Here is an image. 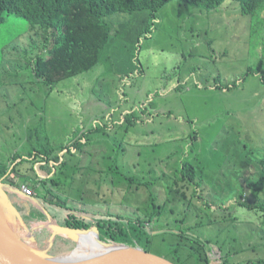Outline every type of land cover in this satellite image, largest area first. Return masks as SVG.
Masks as SVG:
<instances>
[{
  "label": "rangeland",
  "instance_id": "rangeland-1",
  "mask_svg": "<svg viewBox=\"0 0 264 264\" xmlns=\"http://www.w3.org/2000/svg\"><path fill=\"white\" fill-rule=\"evenodd\" d=\"M227 4L234 5L225 2L222 6ZM234 6L222 12L220 8L208 11L173 0L158 12L156 20L150 19L148 11L125 13L117 18L120 32L92 71L65 80L53 89L38 82L32 71L37 53L46 54L39 46L41 38L36 37L38 27H32L26 19L7 18L0 26V63L4 61L0 66V163L10 165L18 154L27 156L33 148L67 145L74 132L84 130L92 118H101L105 110L113 114L100 120L109 123L108 132L94 137V145L89 148L93 157L84 160L86 165L103 171L122 164L130 170L143 171L151 161L157 176H169L184 159L194 164V160H199L208 168V179L215 186L198 191L203 198L195 195V202L204 206L205 199L212 201L214 194L222 195L228 205L235 202L230 197L231 189L239 190L256 173L248 163L247 150L252 160L264 156V85L259 76L246 78L249 69H256L264 61V43L258 32H252L251 37L250 21ZM228 10L233 12L227 13ZM146 29L151 31L144 35ZM32 37L38 45L33 44ZM110 105L116 108V114ZM127 112L137 119L126 115L129 119L122 124L124 116L120 114ZM30 127L35 132L32 141H28ZM108 137L114 151L107 143ZM29 176L33 180L28 183L15 178V186L38 185L40 178L32 172ZM46 177L44 174L41 178ZM97 177L92 178L96 181ZM48 186L62 198L70 191L65 183L55 186L48 181ZM91 188L94 193L98 190L94 184ZM152 190L159 203L166 201L162 185L152 186ZM35 193L38 198L42 195L36 189ZM148 195L144 189L131 190L129 202L122 208L116 204L86 206L79 202L76 210L91 218L88 223H96L100 216L108 219V211L114 216L129 215L134 206H144ZM248 197L264 199V189L249 190L242 199ZM42 203L52 219L63 225L68 211ZM167 204L175 207V213L185 209L176 201ZM212 206L216 203L212 202ZM35 208L33 211L41 218L44 211L38 204ZM237 211L244 212L246 221L261 223L257 214L239 208ZM175 213H167L169 223ZM165 220L163 230L168 231L173 224H166ZM30 222L40 236L39 245L49 248L51 255L61 257L76 248L72 240L61 234H56L54 241L50 222ZM263 226L262 222L260 227L252 228L260 232ZM147 230L153 235L161 232L156 223L148 225ZM143 234L138 227L129 226V236L122 242L102 240L169 259L163 247L170 240L168 234L161 233V243L159 237L157 241L151 238V244ZM252 234L248 241L250 251L233 255L232 263L263 257L264 233ZM211 258L212 264L222 262L219 251ZM183 262L198 264L195 258H183Z\"/></svg>",
  "mask_w": 264,
  "mask_h": 264
},
{
  "label": "trees",
  "instance_id": "trees-1",
  "mask_svg": "<svg viewBox=\"0 0 264 264\" xmlns=\"http://www.w3.org/2000/svg\"><path fill=\"white\" fill-rule=\"evenodd\" d=\"M171 1L173 0H0V26L7 18L13 17L26 19L32 27H38L36 37L41 38L39 46L41 52L46 51V54L42 56L40 52L37 53L32 71L38 82L53 89L65 80L92 71L107 45L120 32L121 24L117 18L125 13L148 11L150 19L156 20L158 12ZM175 1L208 11H217L220 8L221 12L226 7L236 5L241 15L250 21L251 37L252 32H258L264 43V32L261 30L264 29V0ZM225 2L234 5L222 6ZM231 12L233 11H227V13ZM236 12L239 13L237 8ZM111 20H117V22H111ZM150 31L146 29L144 35ZM31 41L38 45L34 37ZM3 63L4 61L0 63L1 68ZM251 75L259 76L264 85V61H261L256 69H249L246 78ZM110 107L116 114V108L112 105ZM110 115L113 114L103 110L101 118H92L91 124L86 125L84 130L74 132L67 145L33 148L26 153L27 156L18 154L11 160L10 165L7 162L0 163V180L6 183L10 179L9 183L14 184L15 178H20L22 181L25 180L24 183H28V180H33L29 176L30 172L37 177L35 166L40 163V168L46 170L50 178L38 180V185H30V187L42 194L41 200L43 197L50 204L69 211L63 226L77 230L95 229L100 233L101 239L115 243L128 238L129 226L138 227L144 233L142 236L147 237L143 238L150 241L149 244H151V238L157 241L158 237L161 243L163 240L161 233L164 231V236L168 234L170 240L163 247L168 253L165 255L171 260L164 259L173 264H188L183 262V258H195L198 264H212L211 254L216 251H219L221 255V264H235L232 263L233 255L238 256L250 251L251 246L248 241L252 240V232L264 233V226L260 232L252 228L260 227V224L264 223V215H258L264 214V199L258 197L242 199V197L247 196L249 190L260 192L264 189V156L252 160L247 150L248 163L254 166L256 173L254 178L244 182L239 190L231 189L230 197H233L235 202L228 205L222 195L214 194L212 201L205 199V205L199 206L195 202V195L200 198H203V195L198 194V191L208 186H215V182L208 179V168L202 166L199 160H194L196 163L194 164L184 159L181 166L169 176L166 173L157 176L151 167V161L143 171L130 170L122 164L108 166L106 170L98 171L96 167L85 164V159L91 160L93 157L89 148L94 145V137L104 136L108 132L107 124L109 123H101L100 120L109 118ZM120 115L124 116L122 124L129 119L127 116L137 119L135 115L128 112ZM32 128L28 129V141L35 140V132ZM107 143L114 151V144L110 137ZM58 150L64 154L61 155ZM96 175L98 177L95 181L92 177ZM48 181L55 186L67 184L70 187L69 194L62 198L48 186ZM92 184L98 189L95 193L91 188ZM158 185L163 186L167 195L163 203H159L157 193L152 190V186ZM140 189L149 192L148 199L143 207L134 206L132 210H129V215L114 216L113 212L108 211V219L100 216L99 222L88 223L91 218L76 210V203L79 202L86 206L116 204L122 208L128 204L131 190ZM169 201H176L177 204L185 206V209L175 213V207L168 206ZM212 202L216 203V206H212ZM15 203L19 207L18 202ZM238 208L246 210L247 213L257 214L261 223L246 221L244 212L239 213ZM74 211L82 215H77ZM168 212L175 213L171 223L168 221ZM34 213L32 210L30 218L35 219ZM195 216L197 220H194ZM164 218L166 224H173L167 229L168 231L163 230L166 226L162 224ZM26 219L29 220L28 216ZM155 223L161 232L153 235L147 230V226ZM148 248L150 250V246ZM252 249H256V246ZM243 263L264 264V255L260 259L250 258L245 262H238V264Z\"/></svg>",
  "mask_w": 264,
  "mask_h": 264
},
{
  "label": "water",
  "instance_id": "water-1",
  "mask_svg": "<svg viewBox=\"0 0 264 264\" xmlns=\"http://www.w3.org/2000/svg\"><path fill=\"white\" fill-rule=\"evenodd\" d=\"M13 195L26 196V193L15 184L0 180V264H173L141 249L132 250L121 244L104 242L95 229L77 230L59 225L47 212L40 198L26 196L29 200L26 202L17 201ZM15 202L24 204L29 209V214L32 205L35 207V204H38L47 219L49 218L48 222L54 232V241L58 236L56 234H61L72 240L76 248L61 257L51 255L49 248H42L39 245L40 239L34 228ZM55 206L61 208L58 205ZM74 212L82 215L80 212ZM25 235H28V238ZM54 246L55 244L52 249ZM80 246L88 248L89 251H83ZM108 246L113 249L108 251L106 248Z\"/></svg>",
  "mask_w": 264,
  "mask_h": 264
},
{
  "label": "flooded vegetation",
  "instance_id": "flooded-vegetation-1",
  "mask_svg": "<svg viewBox=\"0 0 264 264\" xmlns=\"http://www.w3.org/2000/svg\"><path fill=\"white\" fill-rule=\"evenodd\" d=\"M16 199H17V201H26V202H29V200H28V198H26V196H24V195H20V196H17V195H13ZM36 196H37V193H36ZM42 198V201L44 202V203H50L49 201H47L45 198H43V197H41ZM30 204H32V203H30ZM18 205H19V207H20V209H21V211L25 214V218H26V216H28V221L30 222V220H35L34 218H30V214H29V209L24 205V204H21L20 202H18ZM32 207H33V205H32ZM34 208H32V210H33ZM32 210H31V212H32ZM42 218H44V216H42ZM45 221L46 222H48V220H47V216L45 215ZM40 236L38 235V238H39Z\"/></svg>",
  "mask_w": 264,
  "mask_h": 264
},
{
  "label": "crops",
  "instance_id": "crops-1",
  "mask_svg": "<svg viewBox=\"0 0 264 264\" xmlns=\"http://www.w3.org/2000/svg\"><path fill=\"white\" fill-rule=\"evenodd\" d=\"M84 142H85V141H84ZM37 165H40V164H37ZM45 171H46V170H43V169H41V168H39V167H36V173H37L39 176H41V177L44 176ZM23 214H24V213H23ZM34 215H35V218H36L34 221H42V222L45 221V218H38L37 214H35V213H34ZM31 224L33 225V222H32ZM29 225H30V224H29ZM36 235H37V237H38V234H37V233H36Z\"/></svg>",
  "mask_w": 264,
  "mask_h": 264
},
{
  "label": "built area",
  "instance_id": "built-area-1",
  "mask_svg": "<svg viewBox=\"0 0 264 264\" xmlns=\"http://www.w3.org/2000/svg\"><path fill=\"white\" fill-rule=\"evenodd\" d=\"M23 191L26 193V196H34L35 191L32 187H30L28 184H23L22 186Z\"/></svg>",
  "mask_w": 264,
  "mask_h": 264
},
{
  "label": "clouds",
  "instance_id": "clouds-1",
  "mask_svg": "<svg viewBox=\"0 0 264 264\" xmlns=\"http://www.w3.org/2000/svg\"><path fill=\"white\" fill-rule=\"evenodd\" d=\"M40 168V167H39ZM35 171H36V168H35ZM45 174H46V178L47 179H49L50 178V175L45 171ZM36 175H37V177H39L40 178V180H44V179H42L41 178V176H39L37 173H36ZM29 185V184H28ZM30 186V185H29ZM20 188L22 189V186H20ZM23 190V189H22ZM34 191H35V189H34ZM34 196H36V193H35V195ZM32 208H34V209H36L34 206L32 207ZM32 210V209H31ZM31 214V213H30ZM45 215V214H44ZM27 220V219H26ZM28 221V220H27ZM31 221V220H30ZM29 222V221H28ZM30 224H31V222H30ZM32 225V224H31ZM63 226V225H62Z\"/></svg>",
  "mask_w": 264,
  "mask_h": 264
},
{
  "label": "bare ground",
  "instance_id": "bare-ground-1",
  "mask_svg": "<svg viewBox=\"0 0 264 264\" xmlns=\"http://www.w3.org/2000/svg\"><path fill=\"white\" fill-rule=\"evenodd\" d=\"M42 216H44V214H43ZM42 216H41V218H42ZM35 219H36V218H35ZM47 220H48V219H47ZM37 224H38V223H37ZM37 226H38V225H37ZM81 243H82V242H81ZM80 248L83 249V251H89L88 248H86V247H84V246H80ZM106 248H107L108 251H110L109 248L113 249L111 246H108V247H106ZM116 249H117V248H116Z\"/></svg>",
  "mask_w": 264,
  "mask_h": 264
}]
</instances>
